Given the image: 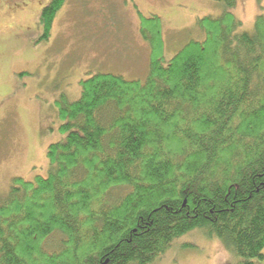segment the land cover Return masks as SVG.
Listing matches in <instances>:
<instances>
[{
	"label": "trees",
	"instance_id": "trees-1",
	"mask_svg": "<svg viewBox=\"0 0 264 264\" xmlns=\"http://www.w3.org/2000/svg\"><path fill=\"white\" fill-rule=\"evenodd\" d=\"M66 1L43 9V40ZM213 1L224 13L169 61L161 19L141 17L145 82L97 74L61 98L47 175L0 196V264H150L197 230L264 260V17L239 32L237 0Z\"/></svg>",
	"mask_w": 264,
	"mask_h": 264
},
{
	"label": "rangeland",
	"instance_id": "rangeland-1",
	"mask_svg": "<svg viewBox=\"0 0 264 264\" xmlns=\"http://www.w3.org/2000/svg\"><path fill=\"white\" fill-rule=\"evenodd\" d=\"M51 1L0 0V196L14 178L47 175L48 148L65 137L59 103L78 101L82 80L111 74L146 81L151 49L140 33L141 17L161 19L169 61L189 42L203 39L199 20L225 11L213 0H67L51 37L43 40L40 16ZM237 2L232 12L242 23L239 32L253 35L256 19L264 17V0ZM239 261L218 239L197 230L150 264Z\"/></svg>",
	"mask_w": 264,
	"mask_h": 264
}]
</instances>
